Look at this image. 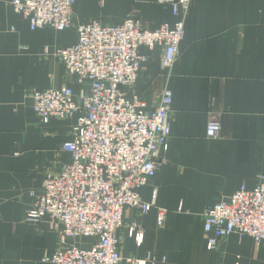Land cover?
Masks as SVG:
<instances>
[{"label": "crops", "instance_id": "crops-1", "mask_svg": "<svg viewBox=\"0 0 264 264\" xmlns=\"http://www.w3.org/2000/svg\"><path fill=\"white\" fill-rule=\"evenodd\" d=\"M10 2L0 0V264H50L43 259L59 247L60 228L48 218L33 225L25 217L45 175L70 163L61 145L73 122L51 118L42 124L31 94L62 87L79 93L82 87L55 55L76 43L77 26L133 19L155 30L172 27L176 17L156 0H76L69 28L31 31ZM138 51L148 61L131 95L152 110L169 90L170 137L159 170L138 191L152 209L125 210L122 255H151L157 264H264V243L233 234L208 251L203 232L208 207L242 185L253 189L264 176V0H192L169 77L160 69L161 47ZM211 117L221 126L217 138L206 136ZM159 210L165 212L162 228ZM132 222L144 231L139 247L127 235Z\"/></svg>", "mask_w": 264, "mask_h": 264}, {"label": "built area", "instance_id": "built-area-1", "mask_svg": "<svg viewBox=\"0 0 264 264\" xmlns=\"http://www.w3.org/2000/svg\"><path fill=\"white\" fill-rule=\"evenodd\" d=\"M192 0H156L168 5L176 21L155 30L138 20L120 25L96 22L77 26L76 43L55 55L82 87L75 94L69 87L49 88L31 94L32 109L42 124L51 118L71 120L70 139L61 151L70 163L48 172L42 193L36 197L25 221L38 224L48 218L59 227V247L43 262L50 264H157L125 257L121 252L123 215L129 208L141 214L153 203H144L138 191L161 166L160 153L170 137L171 94L165 89L156 107L131 95L149 51L162 48L160 69L167 77L179 54L185 21ZM76 0H11L12 11L28 22L31 31L51 28L61 32L73 21ZM25 49V48H23ZM221 126L216 118L206 125V136L217 138ZM155 195V192L153 193ZM165 212L159 210L156 224L162 228ZM206 249L215 251L220 241L233 234L264 243V176L253 189L242 185L228 200L208 207L203 215ZM127 235L139 247L142 227L132 222ZM87 239V243L83 240Z\"/></svg>", "mask_w": 264, "mask_h": 264}, {"label": "rangeland", "instance_id": "rangeland-1", "mask_svg": "<svg viewBox=\"0 0 264 264\" xmlns=\"http://www.w3.org/2000/svg\"><path fill=\"white\" fill-rule=\"evenodd\" d=\"M30 224H31V223H30ZM33 225H35V224H33ZM87 241H88V240H87V239H85V240H83V243H87Z\"/></svg>", "mask_w": 264, "mask_h": 264}]
</instances>
